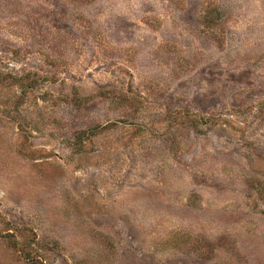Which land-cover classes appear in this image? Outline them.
<instances>
[{
  "label": "rangeland",
  "instance_id": "1",
  "mask_svg": "<svg viewBox=\"0 0 264 264\" xmlns=\"http://www.w3.org/2000/svg\"><path fill=\"white\" fill-rule=\"evenodd\" d=\"M0 264H264V0H0Z\"/></svg>",
  "mask_w": 264,
  "mask_h": 264
}]
</instances>
